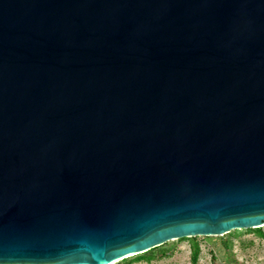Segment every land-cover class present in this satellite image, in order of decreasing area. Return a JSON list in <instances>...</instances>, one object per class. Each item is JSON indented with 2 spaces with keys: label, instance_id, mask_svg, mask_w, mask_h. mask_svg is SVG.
Returning a JSON list of instances; mask_svg holds the SVG:
<instances>
[{
  "label": "water",
  "instance_id": "obj_1",
  "mask_svg": "<svg viewBox=\"0 0 264 264\" xmlns=\"http://www.w3.org/2000/svg\"><path fill=\"white\" fill-rule=\"evenodd\" d=\"M249 229L264 0H0V264Z\"/></svg>",
  "mask_w": 264,
  "mask_h": 264
},
{
  "label": "rangeland",
  "instance_id": "obj_2",
  "mask_svg": "<svg viewBox=\"0 0 264 264\" xmlns=\"http://www.w3.org/2000/svg\"><path fill=\"white\" fill-rule=\"evenodd\" d=\"M254 230H233L224 236L195 237L200 246L198 264H264V239ZM191 241L185 238L160 246L154 251L158 258L152 261L134 259L144 254L129 259H134L132 264H193ZM115 264H122V260Z\"/></svg>",
  "mask_w": 264,
  "mask_h": 264
},
{
  "label": "trees",
  "instance_id": "obj_3",
  "mask_svg": "<svg viewBox=\"0 0 264 264\" xmlns=\"http://www.w3.org/2000/svg\"><path fill=\"white\" fill-rule=\"evenodd\" d=\"M254 231H256L263 239H264V232L262 229H255ZM187 239H191V261L193 264H198V260H199V255H200V246L198 244V242H196L195 237L194 238H187ZM159 248V247H157ZM155 248V249H157ZM155 249H152L146 253H144V255L142 256H138L134 259H144L146 261H152L158 258V255L155 254ZM134 259H125L122 260V264H132Z\"/></svg>",
  "mask_w": 264,
  "mask_h": 264
}]
</instances>
